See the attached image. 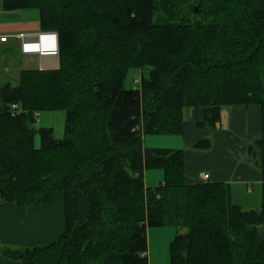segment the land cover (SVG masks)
I'll return each instance as SVG.
<instances>
[{"label": "trees", "instance_id": "trees-1", "mask_svg": "<svg viewBox=\"0 0 264 264\" xmlns=\"http://www.w3.org/2000/svg\"><path fill=\"white\" fill-rule=\"evenodd\" d=\"M2 8L37 10L40 30L58 35V67L22 68L0 82V201L39 206L61 190L64 209L55 240L1 245L5 256L148 264L147 228L170 224L169 264H264V0H2ZM130 69L137 81L127 86ZM237 103L261 109L248 146L262 174L256 208L233 202L227 182H187L181 148L143 144L146 133L180 134L184 107H203L198 125L214 127L221 107ZM55 109L64 112L60 137L35 125L38 112ZM155 167L162 180L146 186L144 170Z\"/></svg>", "mask_w": 264, "mask_h": 264}, {"label": "crops", "instance_id": "crops-1", "mask_svg": "<svg viewBox=\"0 0 264 264\" xmlns=\"http://www.w3.org/2000/svg\"><path fill=\"white\" fill-rule=\"evenodd\" d=\"M14 11L3 9L2 0H0V34H8L5 41H0V51L10 53L17 50L22 56V62L20 65L15 64L12 61L14 58H9V63L4 64L3 62L1 69L8 71L9 66L16 71L22 68H57V54L40 55L21 52L20 38L15 34L19 31L33 33L40 30L39 21L38 16L29 13L21 17L8 16ZM25 39L32 40L35 36L29 34ZM2 81L0 79V82ZM220 111V120L214 127H205L198 125L203 118V107H185L182 132L166 136L169 137L167 143H157L156 138H150L148 144L152 147L181 148L184 178L187 182H227L231 188L233 202L245 208H255L252 206L255 204V199L257 200L254 194L257 191L260 193L262 174L252 160L248 146L260 134V106L255 103H237L224 105ZM47 118L52 120V115L42 113L39 118L41 126H49ZM159 135L165 137L162 135L166 134ZM203 140L209 142L206 147ZM258 157L259 151L255 158ZM150 169L144 170L143 173L146 186H152L148 185L152 178L161 181L163 177L161 168V170ZM202 171L209 174L207 179L201 178ZM52 199L39 206H22L11 201H0V247L1 245L43 246L55 240L64 228L63 193L60 205L58 202L54 204ZM168 225H161L160 228H147V257L150 260L158 255V237L155 235L157 231L162 230L167 234L163 241L161 240L160 249L163 252L166 249L168 251V243L174 236L173 229ZM0 264H19V261L5 256L0 250Z\"/></svg>", "mask_w": 264, "mask_h": 264}, {"label": "rangeland", "instance_id": "rangeland-1", "mask_svg": "<svg viewBox=\"0 0 264 264\" xmlns=\"http://www.w3.org/2000/svg\"><path fill=\"white\" fill-rule=\"evenodd\" d=\"M26 13H29L30 15H36L38 16V12L35 8H21V9H16L14 11V13H11L9 14L8 16H12V17H15V16H19L21 17L23 14H26ZM3 53V54H2ZM5 56V59L3 60V57ZM11 59V58H14L12 61H14L13 63L15 64H21V58L22 56L19 55V53L17 52V50L15 52H10V53H7V52H1L0 51V79L3 80L5 79V75H13L15 76L19 70H15L13 69V67L9 66L10 68H8V71L6 70H2L1 69V65L2 63L4 62V64H7L9 63L8 62V59ZM138 72L135 70V69H130L129 70V73L127 74L126 76V85L127 86H130L132 85L133 81H137L135 78H133V76H137ZM185 108V107H184ZM42 113L43 114H50L52 115V120L50 118H47V122L49 126H51L53 128V132L55 134V136L57 137H60L62 136L63 134V122H64V112L63 110L61 109H55V110H44V111H40L37 113V116H36V123L35 125L36 126H40L41 124L39 123V118H41L42 116ZM165 134V133H164ZM169 134H166V135H162V136H165V137H160L161 135L159 134H156V133H146L143 137V144L146 143V147H151L148 142L150 141V138H156L155 140H157V143H167V140L169 137H166L168 136ZM171 135H174V134H171ZM35 146H37L39 144V139H38V136L37 134L35 135ZM150 170H161L160 168H151ZM151 181L150 184L148 185H156L160 180L157 179V178H152V180H149ZM258 192V191H257ZM255 193L254 194V197L257 198V200L255 199V204H253L252 206L253 207H258L259 206V201H260V193ZM247 198V196H245ZM52 202H54V204H56L55 202H58V204L60 205L62 203V192L61 190H58L56 191V193L54 194L53 196V199H52ZM170 228L173 229V234L176 233L177 229L176 227L172 226V225H168ZM161 226H154V227H149V228H160ZM155 235L158 237V248H157V251H158V255L155 257L152 258V260H150L148 258V264H169V257H168V251L167 249L163 252L162 249H160L161 247V240L163 241V239L166 237V233L165 231H157L155 233ZM162 252V253H161Z\"/></svg>", "mask_w": 264, "mask_h": 264}, {"label": "built area", "instance_id": "built-area-1", "mask_svg": "<svg viewBox=\"0 0 264 264\" xmlns=\"http://www.w3.org/2000/svg\"><path fill=\"white\" fill-rule=\"evenodd\" d=\"M29 34H33L35 39H25ZM16 37L20 38V50L23 53H37L40 55L46 54H57L58 52V35L53 30H38L33 33L25 31H19L15 34ZM8 34H0V41H5ZM137 80V79H136ZM18 108L17 103H11L9 109L11 113ZM202 179H207L209 174L202 171L200 173Z\"/></svg>", "mask_w": 264, "mask_h": 264}, {"label": "water", "instance_id": "water-1", "mask_svg": "<svg viewBox=\"0 0 264 264\" xmlns=\"http://www.w3.org/2000/svg\"><path fill=\"white\" fill-rule=\"evenodd\" d=\"M6 74V73H5ZM8 77H10L13 80H17V78L15 76H11V75H7Z\"/></svg>", "mask_w": 264, "mask_h": 264}]
</instances>
